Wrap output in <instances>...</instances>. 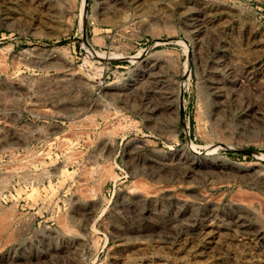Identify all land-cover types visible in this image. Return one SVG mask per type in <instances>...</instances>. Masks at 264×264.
<instances>
[{"label":"rangeland","instance_id":"1","mask_svg":"<svg viewBox=\"0 0 264 264\" xmlns=\"http://www.w3.org/2000/svg\"><path fill=\"white\" fill-rule=\"evenodd\" d=\"M256 153L264 0H0V264H264Z\"/></svg>","mask_w":264,"mask_h":264},{"label":"bare ground","instance_id":"2","mask_svg":"<svg viewBox=\"0 0 264 264\" xmlns=\"http://www.w3.org/2000/svg\"><path fill=\"white\" fill-rule=\"evenodd\" d=\"M214 147H215V146H214ZM214 147H213V148H214ZM192 149H193V148H192ZM209 150H212V147H209ZM197 153H199V152H197ZM255 156H256V158H257L258 160H260V161H264V154L256 153Z\"/></svg>","mask_w":264,"mask_h":264}]
</instances>
